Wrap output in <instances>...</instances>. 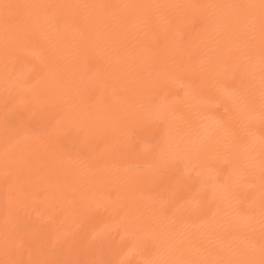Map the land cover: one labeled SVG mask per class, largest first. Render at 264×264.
<instances>
[{"label":"bare ground","instance_id":"1","mask_svg":"<svg viewBox=\"0 0 264 264\" xmlns=\"http://www.w3.org/2000/svg\"><path fill=\"white\" fill-rule=\"evenodd\" d=\"M261 3L0 0V264H264Z\"/></svg>","mask_w":264,"mask_h":264},{"label":"snow or ice","instance_id":"2","mask_svg":"<svg viewBox=\"0 0 264 264\" xmlns=\"http://www.w3.org/2000/svg\"><path fill=\"white\" fill-rule=\"evenodd\" d=\"M261 9L262 11H264V0H262ZM223 188H224L223 185L219 186V189H223ZM261 196H262V202H264V193H262ZM262 213H264V209H262ZM148 264H151V262H148Z\"/></svg>","mask_w":264,"mask_h":264}]
</instances>
